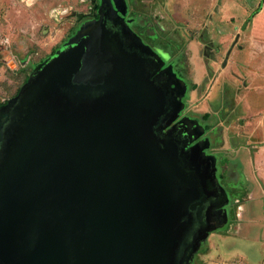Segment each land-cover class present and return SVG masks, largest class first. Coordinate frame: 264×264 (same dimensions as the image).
Listing matches in <instances>:
<instances>
[{"label": "water", "instance_id": "water-1", "mask_svg": "<svg viewBox=\"0 0 264 264\" xmlns=\"http://www.w3.org/2000/svg\"><path fill=\"white\" fill-rule=\"evenodd\" d=\"M126 11L99 0L0 106V264H193L226 223L188 82Z\"/></svg>", "mask_w": 264, "mask_h": 264}, {"label": "rangeland", "instance_id": "rangeland-1", "mask_svg": "<svg viewBox=\"0 0 264 264\" xmlns=\"http://www.w3.org/2000/svg\"><path fill=\"white\" fill-rule=\"evenodd\" d=\"M125 1L143 38L151 35L160 36L161 41L164 37L168 39L165 50L171 55L173 68L189 85L182 115L206 124L212 144L209 153L217 158L216 165L221 170L219 182L227 192L226 223L208 235L193 264H264V183L259 172L250 168L254 161L251 155L261 148L264 153V116L240 119L252 110L248 101L240 100L248 93L249 79L241 68L236 87L233 68H222V60L235 37L245 33L248 24L247 21L241 27L237 25V19L244 20L246 16L230 10L232 3L246 0ZM90 2L0 0V106L17 95L40 62L47 60L82 23L90 20ZM208 21L212 22L207 24ZM156 45L160 49L164 46L159 42ZM258 52L264 54V46ZM256 65L263 66L264 72V58L258 59ZM199 86L196 93L190 91ZM260 96L264 104V92ZM254 130L262 133L260 138H253ZM240 146L246 147L248 163L242 160ZM238 168L240 173L236 174ZM225 177L229 178L226 182ZM239 183L242 187L236 185Z\"/></svg>", "mask_w": 264, "mask_h": 264}, {"label": "crops", "instance_id": "crops-1", "mask_svg": "<svg viewBox=\"0 0 264 264\" xmlns=\"http://www.w3.org/2000/svg\"><path fill=\"white\" fill-rule=\"evenodd\" d=\"M185 2L187 3L188 1ZM263 2L264 0H246V1H242V3L234 2L232 3V8L230 9L232 11L244 13V15L246 16L244 20L237 19L238 26L241 27L242 25H244L245 22L248 21V24L246 25L247 27L246 32L238 34L235 37L233 45L229 48L226 55L224 56V59L222 60L223 70H225L226 68L227 69L228 68L231 69V67L233 68L231 69L233 72L232 73L234 79L233 83L235 85L237 81L236 87H238L237 85H239L241 79L240 78L242 74L241 68L245 69L246 75L250 82L249 85L250 88L247 87L248 93L245 92L240 100H242V102L248 101V104L251 106L252 110H250L248 115L240 116V119L246 118V116L252 119L254 115H259V114H261V116L262 115L264 116V104L262 102V96H260L264 92V72H262L263 70H261L263 66L258 67L256 65L258 59L264 58V54L258 52L259 48L264 46V3ZM221 6L224 7V3H222ZM219 7L220 4L218 8ZM211 22L212 21H208L207 24H210ZM199 42H202L204 44L205 41L203 39H200ZM203 46L207 48L205 45ZM189 49L193 51L194 47H190ZM258 81H262L263 83L259 84ZM226 86L224 88H226ZM198 90H200V86L191 89L190 91L196 93ZM224 94L226 95V97L229 96L228 95L229 93L226 90L224 91ZM260 134L262 133L259 130H254L253 138H257V139L260 138L261 137ZM245 148L246 147L244 146H240L239 153L241 156L243 154L242 157L243 162L248 163L247 159L249 154L246 153ZM252 157L254 158V161H252L250 168H255V170L259 172V175L262 176L261 178L264 183V153L262 152V148L257 152H254L251 155V158ZM239 168L235 170L236 174L240 173L241 168L240 169ZM235 183H238V179L235 180ZM236 185L242 187V183Z\"/></svg>", "mask_w": 264, "mask_h": 264}, {"label": "flooded vegetation", "instance_id": "flooded-vegetation-1", "mask_svg": "<svg viewBox=\"0 0 264 264\" xmlns=\"http://www.w3.org/2000/svg\"><path fill=\"white\" fill-rule=\"evenodd\" d=\"M90 1H91L90 3H91L92 6H91L90 13H89L88 17H89L90 20L97 19L98 18L97 17V8H98L99 0H90ZM124 21L127 23L128 28L141 39V41L143 42L144 45L148 46L151 50L156 52L160 57L163 58V55H164V57H166L165 58L166 59L165 60V64H164L163 68L167 67L169 64H172V62L170 61L171 55L168 54V52L165 50L166 43L168 42L167 38H165V37L162 38V41H164L165 43L161 41L160 36L152 37L151 35L150 36L147 35V38H145V37L143 38L140 35V33L138 32V28H136V26H135V19L130 17V12L129 11H126V15L124 16ZM150 40L152 41V43H151ZM158 42L161 43V44H164V46L161 45L162 46L161 49L158 48L157 45H156ZM55 52H53L51 54V56L48 58V60L52 57V55H54ZM43 62L44 61H42L40 63H43ZM172 66H173V64H172ZM157 74H158V72L156 74H155V72H153V77H155ZM223 180L226 182L227 180H229V178L225 177V178H223ZM232 182H234V181L232 180Z\"/></svg>", "mask_w": 264, "mask_h": 264}, {"label": "trees", "instance_id": "trees-1", "mask_svg": "<svg viewBox=\"0 0 264 264\" xmlns=\"http://www.w3.org/2000/svg\"><path fill=\"white\" fill-rule=\"evenodd\" d=\"M207 117H208V114H205V115H204V118H207Z\"/></svg>", "mask_w": 264, "mask_h": 264}]
</instances>
